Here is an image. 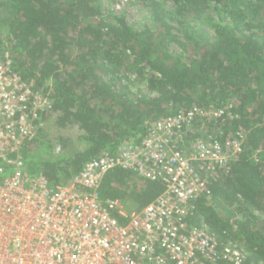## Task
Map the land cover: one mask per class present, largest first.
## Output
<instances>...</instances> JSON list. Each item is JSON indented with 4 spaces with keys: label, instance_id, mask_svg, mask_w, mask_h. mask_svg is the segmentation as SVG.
<instances>
[{
    "label": "trees",
    "instance_id": "1",
    "mask_svg": "<svg viewBox=\"0 0 264 264\" xmlns=\"http://www.w3.org/2000/svg\"><path fill=\"white\" fill-rule=\"evenodd\" d=\"M141 3L149 25L140 30L107 13L101 0L0 3L11 9L7 26L0 21V52L9 50L21 79L52 98L46 129L20 150L27 174L63 185L102 152L138 142L149 121L230 104L226 131L245 132L243 151L230 174L212 183L193 223L235 243L243 264H264V0ZM70 133L82 146L65 155ZM57 146L61 153L53 155ZM134 178L109 172L101 199L142 209L163 190L140 178L133 186Z\"/></svg>",
    "mask_w": 264,
    "mask_h": 264
},
{
    "label": "built area",
    "instance_id": "2",
    "mask_svg": "<svg viewBox=\"0 0 264 264\" xmlns=\"http://www.w3.org/2000/svg\"><path fill=\"white\" fill-rule=\"evenodd\" d=\"M12 59L9 50L0 52V264L245 262L235 243L193 223L212 183L230 174L243 151L245 132L225 127L232 105L180 109L149 121L138 142L102 152L51 187L42 175L27 174L20 155L44 130L51 94L24 82ZM60 153L55 147L53 154ZM115 169L163 190L142 209L102 200L101 183Z\"/></svg>",
    "mask_w": 264,
    "mask_h": 264
},
{
    "label": "rangeland",
    "instance_id": "3",
    "mask_svg": "<svg viewBox=\"0 0 264 264\" xmlns=\"http://www.w3.org/2000/svg\"><path fill=\"white\" fill-rule=\"evenodd\" d=\"M105 11L112 15L119 16L125 20V22L135 30H140L143 27L149 25V15L146 9H144L141 0H101ZM3 0H0V3ZM213 17L218 20L216 12L214 11V4H212L211 9ZM11 14V9H7L6 7L0 8V21L2 25L5 27L7 26L8 19ZM223 16L222 14L220 15ZM171 50L173 52H178L175 47H172ZM47 123L45 122L44 130L46 129ZM50 129L53 134H55V129L52 130L51 127L47 128ZM75 134H69V141H68V148L66 149L65 155H72L78 148L82 146L80 140L76 137ZM54 155V154H53ZM60 158V157H59ZM133 186H137L141 184V180L138 178H134L132 180ZM124 207L126 210H131L136 207V205L131 200L124 201Z\"/></svg>",
    "mask_w": 264,
    "mask_h": 264
}]
</instances>
